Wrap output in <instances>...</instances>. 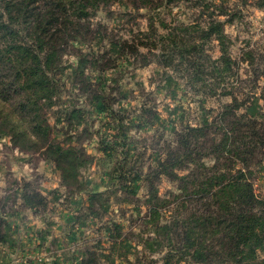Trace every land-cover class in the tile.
<instances>
[{
  "label": "rangeland",
  "instance_id": "obj_1",
  "mask_svg": "<svg viewBox=\"0 0 264 264\" xmlns=\"http://www.w3.org/2000/svg\"><path fill=\"white\" fill-rule=\"evenodd\" d=\"M127 1L94 14L89 39L63 54L61 70L52 75L59 91L56 105L46 111L50 138L85 151L88 157L79 176L84 189L63 184L60 170L44 152L14 146L5 129H0V264H167V249L151 243L141 180L128 176L136 192L119 191L120 198L110 195L109 201L102 198L93 204V213L87 192L112 189L117 179L109 181L108 176L113 171L114 177L119 175L117 165H124L123 171L152 169L157 153L172 140L174 128L200 122L203 107L215 109L229 100L209 95V84L217 87L216 92L224 85H240L238 94L249 100V112L264 134V0H211L228 10L220 18L225 20V54L231 64L227 67L219 61L216 66L222 75L209 77L206 83H195L191 69L178 75L158 65L157 49L148 45L144 35L152 12ZM191 3L180 0L161 10L160 16L167 23L190 24L200 11ZM199 21L206 25V16H199ZM154 26L158 34L166 32L158 16ZM204 50L213 59L221 53L213 37ZM79 51L99 60L100 66L87 63L85 80L73 73ZM212 70L207 63L206 72ZM144 107L157 117L146 112L142 116ZM73 109L79 112L70 117ZM0 127L5 128L1 119ZM255 154L251 180L255 194L264 201V155ZM158 186L160 195L175 189L167 178ZM27 190L39 192L47 206L25 207L22 194ZM259 255L264 258V249Z\"/></svg>",
  "mask_w": 264,
  "mask_h": 264
},
{
  "label": "trees",
  "instance_id": "obj_2",
  "mask_svg": "<svg viewBox=\"0 0 264 264\" xmlns=\"http://www.w3.org/2000/svg\"><path fill=\"white\" fill-rule=\"evenodd\" d=\"M123 1L127 0H0V119L5 127L0 129H5L14 146L44 152L45 158L60 170L61 182L77 185L80 191L84 189L79 181L80 169L88 156L74 145L64 146L50 138L52 129L46 111L56 105L59 91L52 75L61 70L63 54L89 39L94 14ZM179 1L127 2L152 12L144 35L150 41L148 45L157 49L158 65L178 75L191 69L195 83H206L209 77L222 75L216 66L219 61L227 67L231 64L225 54V20L220 18L228 15V10L211 0H184L200 9L198 15L206 16L207 24L203 26L199 16L190 24L167 23L160 16L161 10ZM210 10L213 13L208 14ZM157 16L166 29L163 34L155 29ZM212 37L221 49L215 59L204 50L205 42ZM89 56L81 51L75 54L73 73L83 80L87 79L88 62L100 66L98 59ZM207 63L213 67L212 74L206 72ZM201 74L206 78L202 79ZM207 87L209 95L229 100L215 109L203 107L200 122L174 128L172 140L157 153L152 169L123 171L125 166L117 165L119 175L114 177L113 171L108 176L109 181L117 179L112 189L87 192L88 208L93 213L95 202L106 197L109 201L110 195L118 198L119 191L134 194L136 190L128 184L131 175L130 180L144 183L151 243L167 249V264H264L259 255L264 249V201L255 194L250 166L252 160H257L256 151L264 155V134L258 131V121L249 112V100L238 94L242 93L240 85H224L220 92L210 84ZM261 97L264 99V92ZM145 108L142 116L146 112L157 117ZM78 112L73 109L69 116ZM162 178L175 184V189L164 195L159 194L158 186ZM22 199L24 206L32 209L47 206L37 191H25Z\"/></svg>",
  "mask_w": 264,
  "mask_h": 264
}]
</instances>
